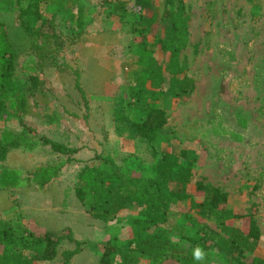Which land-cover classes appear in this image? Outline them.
<instances>
[{
	"label": "rangeland",
	"instance_id": "374dc122",
	"mask_svg": "<svg viewBox=\"0 0 264 264\" xmlns=\"http://www.w3.org/2000/svg\"><path fill=\"white\" fill-rule=\"evenodd\" d=\"M80 1L86 12L83 25L60 13L55 18L61 43L54 54L57 63L62 64L60 68L39 63L41 60L32 47L34 39L18 22L17 8L0 4V28L10 47L8 51L14 56V84L6 83L0 91V101L4 102L0 130L11 132L20 142L0 162V169H14L20 180L15 188L0 185V224L18 230L25 228L27 234L44 230L64 234L70 230L82 242L81 251L71 264H100L105 247L114 244L117 251L111 256L110 264H122L121 256L126 251L127 232L131 228L129 216L135 215L136 210L122 209L110 215L104 224L93 219L81 206L73 189L82 166L96 168L102 164L99 154L108 155L119 165L126 164L124 151L117 153L108 149L112 146L111 105L91 97L114 95L125 83L128 70L136 67L137 52L127 27L116 17L99 14L102 6H112V1ZM124 2L133 4V0ZM164 2L153 0L160 19L156 35L147 36L157 62L163 64L168 53L161 51L155 39L165 40L169 28L163 16ZM184 2L190 7V19L187 44L179 55V77L189 80V91L156 94L158 104L166 109L169 117L166 129L169 150L177 154L179 149H187L194 160L187 162L179 158L178 161L192 166L195 180H204L230 193L233 207L242 211L255 208L264 233V176H261L264 174V0ZM254 4L260 10L253 16ZM40 10L47 13L48 3H42ZM71 11L75 13L76 7ZM39 25V21L32 23L36 28ZM6 56L9 57L8 53ZM74 70L79 73L85 98L75 87ZM30 76L38 78L33 95L27 92ZM17 91L22 93V104L17 102ZM236 113L245 118V127L240 126ZM230 131L241 134L243 139H233ZM42 136L78 148V153L73 155L76 160L68 162L67 156L52 152L48 145L41 143ZM121 144L120 149L129 150L125 141ZM146 156L151 158L148 152ZM46 166H59L58 177L39 188L35 180L40 174L38 169ZM133 172L139 173L134 168ZM188 191L200 200L193 183L188 185ZM186 206V203L168 206L167 217L169 225L181 226L191 235L193 229L187 221ZM203 222L219 230L213 218H203ZM233 224L245 223L239 219ZM188 243L178 235L173 237V246L177 249L185 250ZM74 247L64 240L53 261L34 260L33 264H60L61 252ZM219 254L205 251L203 263L237 264ZM256 257L264 258V244L255 253L245 252L242 260L252 264ZM162 264L180 263L167 258Z\"/></svg>",
	"mask_w": 264,
	"mask_h": 264
},
{
	"label": "trees",
	"instance_id": "16d2710c",
	"mask_svg": "<svg viewBox=\"0 0 264 264\" xmlns=\"http://www.w3.org/2000/svg\"><path fill=\"white\" fill-rule=\"evenodd\" d=\"M111 1L113 5L102 6L99 14L116 17L127 27L128 32L134 37L137 64L128 70L125 83L119 86L114 95L91 98L111 105L113 132L117 136L133 140L139 146H144L153 163L149 172L156 174V177L143 176L138 169L136 171L139 173L136 174L132 167L119 165L108 155L99 154V162H102L100 166L94 168L93 165H84L77 173V184L73 189L75 197L93 219L104 224L108 223L110 215L122 209L133 207L136 210L135 215L129 216L131 228L127 232L126 251L121 256L122 264L142 262L162 264L167 258H173L180 264H204L203 260L193 258L194 250L200 247V244L204 253L216 251L229 260H235L237 264H247L242 258L245 252L255 253L258 250L261 236L256 209L252 207L248 211H242V208H235L230 193L204 180H195L192 166L178 161L179 158L187 162L194 160L187 149L181 148L177 154L162 149L161 141L164 137L162 133L168 122V114L158 104L156 94L158 91L176 94L189 91V80L179 77L181 70L179 55L188 40L189 5L184 0L164 2L163 16L168 20L169 28L165 40L155 39L161 51L168 53L163 64L157 62L154 51L150 48L152 43L150 44L147 39L149 35H156L160 19L153 0H133L131 6L124 0H109ZM42 3H48L47 13L40 10ZM0 4L5 8L7 6L17 8L18 22L23 31L34 39L35 44H32V47L37 58L41 60L39 63L44 65L45 62L46 66L54 65L60 68L62 64L57 63L54 54L61 43L55 28L56 15L58 13L67 15L81 26L86 15V12H83L84 4L80 0H0ZM74 6L77 9L75 13L71 11ZM259 10L260 6L254 4L251 9L252 15H256ZM38 21L40 25L37 28L32 26V23ZM44 25L45 29L42 30ZM36 41L40 44L38 45ZM9 49L4 32L0 28V91L5 89L6 83L14 84L12 80L14 56ZM73 73L75 87L85 98L80 87L79 73L75 70ZM29 82L27 92L33 95L37 89L38 78L30 76ZM17 92L19 99L17 102L22 104V93ZM3 106L4 102L0 101V110ZM235 115L240 126L245 127V118L239 113ZM229 135L236 140L243 139L241 134L234 131H230ZM40 139L52 152L67 156L68 162L76 160L73 155L77 153L78 148L45 136ZM19 146L20 142L11 132L0 130V162L7 158L10 150ZM58 167H40L38 169L40 174L35 179L37 186L45 187L57 178ZM19 183V177L14 169H0L1 186L15 188ZM191 183L194 184L195 195L199 196L200 200H196L194 193L188 191V185ZM182 203L187 204V221L193 229L191 235L181 226L169 225L168 206ZM206 217L213 218L219 230L204 223L203 218ZM239 219L245 224L234 225L233 221ZM115 230L120 231L119 228ZM26 231L25 228L18 230L0 224V264H33L34 260L51 262L57 257L58 247L64 240L73 243L75 247L61 252L60 264H71L73 257L81 251L82 242L76 240L70 230L64 234L50 230L27 234ZM175 234L189 242L185 250L173 246ZM115 237L113 235L112 238ZM116 251L117 247L114 244L107 245L99 258V263L110 264L111 256L116 254ZM252 264H264V258L256 257Z\"/></svg>",
	"mask_w": 264,
	"mask_h": 264
},
{
	"label": "crops",
	"instance_id": "0c3cea01",
	"mask_svg": "<svg viewBox=\"0 0 264 264\" xmlns=\"http://www.w3.org/2000/svg\"><path fill=\"white\" fill-rule=\"evenodd\" d=\"M100 78H101V74H98V79ZM98 82L101 83V81H98ZM168 120H169V117H168ZM168 123L169 122H167V124L165 125V129L163 130V133H162V135L167 138L164 139L163 137L164 140L162 139L161 142L165 144V146L164 145L162 146V149L167 150L169 152V131L167 132L166 130ZM110 131H112L111 133H109V138H110V142L112 143V146L111 148H108V149L111 151H116L117 153H120V151H124L125 156L127 157V161L124 160V162L126 163L125 164L126 166H130V167L133 166V168L138 169L143 176H149L153 178L156 177V174L149 172V168L153 165V163H152L151 158L150 159L147 158L146 156L147 152L144 150V146H139L133 140L128 139L126 137L115 135V133L113 132V127L112 129H110ZM122 141H125V145H128V148H129L128 151L120 149L122 145L121 144ZM256 219H257V224L261 232V236L259 239V247H258L259 249L264 244V233L261 227L262 225L259 223L260 215H256Z\"/></svg>",
	"mask_w": 264,
	"mask_h": 264
},
{
	"label": "clouds",
	"instance_id": "9594fccd",
	"mask_svg": "<svg viewBox=\"0 0 264 264\" xmlns=\"http://www.w3.org/2000/svg\"><path fill=\"white\" fill-rule=\"evenodd\" d=\"M204 250L201 248V247H197L195 250H194V253H193V258L196 259V260H202L204 258Z\"/></svg>",
	"mask_w": 264,
	"mask_h": 264
}]
</instances>
